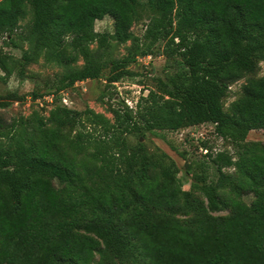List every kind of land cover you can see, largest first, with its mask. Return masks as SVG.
<instances>
[{"label":"trees","instance_id":"trees-1","mask_svg":"<svg viewBox=\"0 0 264 264\" xmlns=\"http://www.w3.org/2000/svg\"><path fill=\"white\" fill-rule=\"evenodd\" d=\"M140 4L150 11L145 36L177 39V70L134 107L121 100L112 120L64 105L13 120L18 127L0 147V264H89L94 253L97 264H264V142L246 140L264 129V76L243 85L230 112L222 104L229 82L264 61V0H0V34L28 43L19 60L0 54L3 77L40 58L82 59L58 80L53 101L105 68L107 82H117L136 55L149 54L131 31ZM106 15L113 32L96 31ZM112 40L132 47L121 59H96L90 44L106 50ZM86 122L102 132L86 131ZM206 122L234 141L235 156L206 148L217 177L194 173L186 190L163 155L126 138ZM222 208L229 213L212 214Z\"/></svg>","mask_w":264,"mask_h":264},{"label":"rangeland","instance_id":"rangeland-1","mask_svg":"<svg viewBox=\"0 0 264 264\" xmlns=\"http://www.w3.org/2000/svg\"><path fill=\"white\" fill-rule=\"evenodd\" d=\"M139 19L131 25V31L139 40V51L149 50L148 55H136L127 69L130 74L125 75L115 83H108L106 74L108 68H105L103 74L97 79H85L76 81L72 86L65 88L58 94L59 99L50 104L46 97L47 93L53 92L58 80L69 70L80 68L83 60L79 59L75 63L57 65L55 63H46L42 58L36 62L26 65H15L9 77H3L0 70V103L6 102L7 105L0 106V147H5L10 142V135L15 133L11 123L14 119L27 117L36 112L47 116L49 111L55 105H64L63 98L68 107L76 110L91 108L97 113H101L112 120V110L114 108H123L121 100L129 107H134L139 96L145 95L148 90L159 91L160 83L158 78L166 80L167 71H176L175 61L180 59V54L175 51V42L169 45L168 38L152 41L151 37L145 36V28L149 23L150 11L143 4L137 9ZM28 18L22 20L21 25L27 22ZM113 18L106 15L94 23V29L98 32H113ZM17 46L6 42L4 34H0V54L9 53L14 59L19 60L22 50L28 47V43L15 38ZM132 47V40L125 43L110 41L106 50L98 49L97 43H91L90 49L96 59H121L127 55ZM180 67V66H178ZM264 76V61H260L258 68L253 73H245L239 79L229 82V89L222 98L223 109L230 112L231 105L244 95L243 85L251 80H259ZM37 93V96L33 94ZM10 95H16L15 99H10ZM44 96V97H43ZM39 99V100H37ZM19 100L15 105L14 101ZM128 101V102H127ZM65 106V105H64ZM85 130L98 134L102 130L98 125H91L86 122ZM128 145L133 147L142 143L147 152L162 156L164 164L169 167L176 177V181L182 189H189L192 183L194 173H203L208 179H215L217 171L206 156L205 149L209 152L226 151L235 156L236 147L232 139L220 137L214 132L213 124L201 123L189 125L175 130H155V133L146 132L145 135L139 133L126 135ZM248 141H263L264 129H253L247 133ZM166 158H165V157ZM224 172L233 173L232 167L223 168ZM6 192L0 195L4 198ZM252 194H245L243 201L250 204L253 200ZM228 208H222L213 211V215H226ZM82 234V232H80ZM95 240L94 237H91ZM92 242V241H91ZM83 248V243L78 244ZM98 255L94 253L89 264H97ZM107 264H112L107 262ZM119 264V263H118Z\"/></svg>","mask_w":264,"mask_h":264},{"label":"built area","instance_id":"built-area-1","mask_svg":"<svg viewBox=\"0 0 264 264\" xmlns=\"http://www.w3.org/2000/svg\"><path fill=\"white\" fill-rule=\"evenodd\" d=\"M46 97L49 99L50 104H52L53 103V97H54L53 93L47 94ZM37 100H39V99H37ZM63 102H64L63 104L68 107V105L66 104L65 98H63ZM14 104L15 105L19 104V101L18 100H15L14 101ZM205 151H207V150L205 149Z\"/></svg>","mask_w":264,"mask_h":264}]
</instances>
